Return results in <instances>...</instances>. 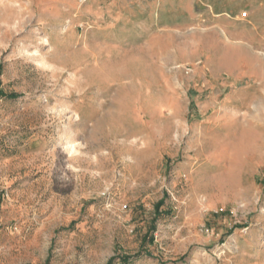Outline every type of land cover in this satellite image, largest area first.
<instances>
[{
    "label": "rangeland",
    "instance_id": "obj_1",
    "mask_svg": "<svg viewBox=\"0 0 264 264\" xmlns=\"http://www.w3.org/2000/svg\"><path fill=\"white\" fill-rule=\"evenodd\" d=\"M236 2L213 0V19ZM109 6L0 0L19 97L0 99V264H264V89L236 61L251 69V47L205 36L204 10L140 39Z\"/></svg>",
    "mask_w": 264,
    "mask_h": 264
},
{
    "label": "crops",
    "instance_id": "obj_2",
    "mask_svg": "<svg viewBox=\"0 0 264 264\" xmlns=\"http://www.w3.org/2000/svg\"><path fill=\"white\" fill-rule=\"evenodd\" d=\"M103 1L110 3L109 8L113 11L111 19H115L116 21L123 20L126 23V29H129L131 34L137 35L140 39L153 37L151 41L163 40L174 36L173 34L178 33L181 29V20H185L186 25L196 24L201 21L199 20L201 19L200 16L202 14L200 10H204V35L212 36L214 23H216L218 30L228 39L233 36L232 31L235 29L237 32L236 38L230 39L236 42L246 43L251 47L253 54V64L251 65V69L246 68L245 64L247 65V63L244 60L241 61L236 58L237 63L241 64V70H238L237 74L241 77L245 75V77L251 78L255 83L254 86H256V89H264V0H258L253 3L247 2L246 0H236L237 4L235 9H231V7L225 8L226 10H230L233 17L226 12L216 16V20L213 19V16H215L213 0ZM245 9L248 10V23L253 26L254 40L251 43L249 42L250 37L246 36L244 20L241 18V14ZM100 18L101 16L99 15V24H101ZM210 51L211 49L208 48V52ZM199 59L200 55H198V58L194 62ZM177 62L179 61L176 60V62L172 63ZM205 63L216 74H222L224 72V70H220L219 68H216L218 70L214 69L211 59H205ZM260 101L261 100L258 96L255 95L252 98H243L242 100L230 98L226 104L221 106V109H223L224 106H233L228 108H230L231 115L236 117L240 112L249 110V108H245L241 111L239 107L235 108L236 106H249L250 104L259 105ZM235 104L237 105L235 106ZM256 111L258 113V109H256Z\"/></svg>",
    "mask_w": 264,
    "mask_h": 264
},
{
    "label": "trees",
    "instance_id": "obj_3",
    "mask_svg": "<svg viewBox=\"0 0 264 264\" xmlns=\"http://www.w3.org/2000/svg\"><path fill=\"white\" fill-rule=\"evenodd\" d=\"M1 73V72H0ZM2 98H9V99H18L19 97L17 95H14V94H11V95H7L3 88H2V81H1V74H0V99ZM161 205H163V202H161L159 204L158 207H160ZM131 257H127V256H122L120 258V261L123 263V264H130L131 263ZM115 259H112L108 264H113Z\"/></svg>",
    "mask_w": 264,
    "mask_h": 264
},
{
    "label": "bare ground",
    "instance_id": "obj_4",
    "mask_svg": "<svg viewBox=\"0 0 264 264\" xmlns=\"http://www.w3.org/2000/svg\"><path fill=\"white\" fill-rule=\"evenodd\" d=\"M71 136H72V133H71V135H70V133H69V136H68V138H71ZM67 139V138H66Z\"/></svg>",
    "mask_w": 264,
    "mask_h": 264
}]
</instances>
